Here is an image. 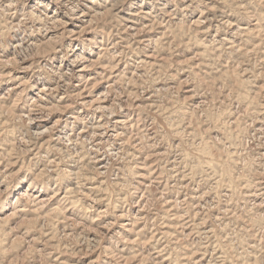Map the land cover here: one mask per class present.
<instances>
[{
  "label": "clouds",
  "instance_id": "1",
  "mask_svg": "<svg viewBox=\"0 0 264 264\" xmlns=\"http://www.w3.org/2000/svg\"><path fill=\"white\" fill-rule=\"evenodd\" d=\"M0 264H264V0H0Z\"/></svg>",
  "mask_w": 264,
  "mask_h": 264
}]
</instances>
